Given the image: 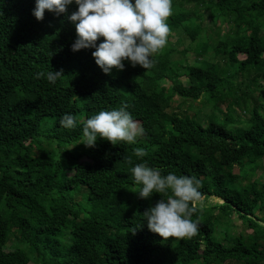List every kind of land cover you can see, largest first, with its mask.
Here are the masks:
<instances>
[{
    "label": "trees",
    "instance_id": "1",
    "mask_svg": "<svg viewBox=\"0 0 264 264\" xmlns=\"http://www.w3.org/2000/svg\"><path fill=\"white\" fill-rule=\"evenodd\" d=\"M187 1L172 0L168 43L148 69L125 61L124 70L105 74L94 48L72 50L76 28L68 16L76 5L37 20L36 0H0V264H264V184L238 185L234 172L255 171L264 160V104L245 125L232 126L251 100L235 79L256 74L250 90L264 81V0H197L189 9ZM223 26V37L210 43L208 30L218 35ZM178 31L199 57L212 49L229 71L210 61L180 66L169 41ZM49 71H62L54 84L37 78ZM175 96L226 105L227 116L203 125L169 111ZM121 106L143 129L134 143H81L87 118ZM65 113L75 128L60 125ZM142 161L162 175L199 179V200H222L196 202L192 237L165 239L146 222L133 232L163 196L132 191L130 168ZM235 214L247 236L231 233Z\"/></svg>",
    "mask_w": 264,
    "mask_h": 264
},
{
    "label": "clouds",
    "instance_id": "2",
    "mask_svg": "<svg viewBox=\"0 0 264 264\" xmlns=\"http://www.w3.org/2000/svg\"><path fill=\"white\" fill-rule=\"evenodd\" d=\"M71 5L77 6L68 16L76 28L72 50L94 48L92 56L105 74H111L114 68L124 70L125 61L132 67L139 65L148 69L154 55L168 43L172 0H36L33 15L37 20H43L46 10L60 15L67 13ZM61 74L62 71L41 72L37 78L46 77L54 84ZM59 123L66 129L76 127L71 113H65ZM142 132L127 107L121 106L101 110L87 118L81 143L90 148L100 139L113 146L121 142L134 143ZM135 154L138 158L145 155L141 149H136ZM125 159L132 164L130 157ZM130 172L132 191L140 198L151 200L157 193L166 196V199L161 196L142 213L143 223L133 232L143 227L144 222L149 231L165 239L190 238L197 232L198 220L192 216L200 198L199 179L174 172L162 175L160 169L150 166L147 161L135 163Z\"/></svg>",
    "mask_w": 264,
    "mask_h": 264
},
{
    "label": "rangeland",
    "instance_id": "3",
    "mask_svg": "<svg viewBox=\"0 0 264 264\" xmlns=\"http://www.w3.org/2000/svg\"><path fill=\"white\" fill-rule=\"evenodd\" d=\"M195 4L197 5V0H191V2H188V1L185 2V6H187L188 9L192 8ZM205 25L206 26L210 25V21L205 22ZM214 28L218 30V26L215 25ZM226 30H227V27L223 26V31H221L218 35L216 33L217 32L216 30L214 32H212L211 30H208L210 43H213V41H216V40H220L221 37H223V33H225ZM169 41L171 42V44H174L178 48L179 52H177L174 55V59L176 60V62H179L178 64L180 66H182L181 63H183V61L191 63V64L203 63V61H207V62L210 61V62L216 63L219 69L221 70L226 69L227 71H229V66H228L227 61L223 59L221 56L215 57L214 56L215 53L211 51L212 49L209 51L207 55H204L203 57H199L195 50L196 49L195 45L191 44L189 38L182 31H178L176 34L174 33L170 37ZM182 50H186V51H182ZM244 56L245 55H241L239 58L243 59ZM198 60H200L201 62H198ZM256 78H257L256 74L251 72V74L248 75V72H247L246 74H243L242 78L237 77V79H235V82L237 84H241L242 82L239 92L241 93L247 92L251 100L248 101V107L250 109V112L248 111L247 113H245L241 109H238L237 112L234 113L236 121L232 124V126L238 127V126L245 125L246 119L250 117L251 115L252 108L256 105L264 104V94H262V91L264 90L263 79H259L260 86L255 87V89L251 88L252 90H250V85L253 84V82L257 80ZM183 79H184V83L187 84L188 80L185 78ZM165 84H166V81H165ZM167 85H169V83ZM221 108L223 111H219ZM225 109H226V105L221 106L218 109L217 108L214 109L211 103H208L206 101L205 97L204 98L202 97L201 99L197 101H193L190 99L175 96V99L172 104V108L169 111H172L181 116H187V117L194 118L195 120L202 122L203 125H206L208 120L210 119L209 118L210 116L214 120H216V117H218V115L221 119H224L225 116H227ZM262 113L264 114V110H262ZM138 129H140V125H138ZM234 172L240 176V179L237 180L236 182L238 185H250L252 183H256L259 186H261L262 184H264V160L260 162V167H258L255 171H253L250 166V167L244 168L242 171L236 168ZM199 202L202 206L209 207L211 205H215V204L222 202V200L216 197H210L207 199L202 198L199 200ZM262 214L264 215V211L262 212ZM227 221L228 220H224V222H227ZM228 225L230 227V231L232 234L237 235V234L243 233L244 235L247 236L251 232L248 230L245 232L243 231L244 230L243 224L238 219L236 214L233 215L232 222L228 223ZM15 243H16L15 241H12V243L10 244H15Z\"/></svg>",
    "mask_w": 264,
    "mask_h": 264
}]
</instances>
